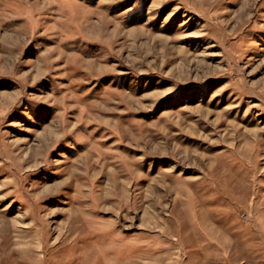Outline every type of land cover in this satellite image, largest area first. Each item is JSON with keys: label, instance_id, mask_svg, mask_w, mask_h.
Returning a JSON list of instances; mask_svg holds the SVG:
<instances>
[{"label": "rangeland", "instance_id": "rangeland-1", "mask_svg": "<svg viewBox=\"0 0 264 264\" xmlns=\"http://www.w3.org/2000/svg\"><path fill=\"white\" fill-rule=\"evenodd\" d=\"M0 264H264V0H0Z\"/></svg>", "mask_w": 264, "mask_h": 264}, {"label": "bare ground", "instance_id": "bare-ground-1", "mask_svg": "<svg viewBox=\"0 0 264 264\" xmlns=\"http://www.w3.org/2000/svg\"><path fill=\"white\" fill-rule=\"evenodd\" d=\"M48 136L49 137H46V141H44V142L50 143L52 137L54 136V130H49Z\"/></svg>", "mask_w": 264, "mask_h": 264}]
</instances>
